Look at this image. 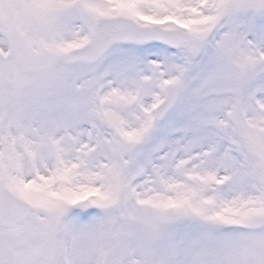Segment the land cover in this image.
<instances>
[{
	"label": "snow or ice",
	"instance_id": "1",
	"mask_svg": "<svg viewBox=\"0 0 264 264\" xmlns=\"http://www.w3.org/2000/svg\"><path fill=\"white\" fill-rule=\"evenodd\" d=\"M0 264H264V0H0Z\"/></svg>",
	"mask_w": 264,
	"mask_h": 264
}]
</instances>
